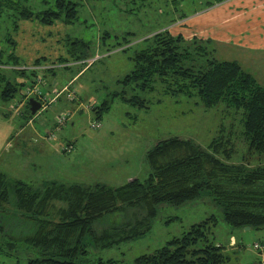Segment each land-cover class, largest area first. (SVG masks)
<instances>
[{
  "label": "trees",
  "instance_id": "16d2710c",
  "mask_svg": "<svg viewBox=\"0 0 264 264\" xmlns=\"http://www.w3.org/2000/svg\"><path fill=\"white\" fill-rule=\"evenodd\" d=\"M228 1L207 0L205 7L192 15ZM79 7L80 0H0V18L6 17L12 25V30L7 29L1 37L7 46L0 49L3 102H11L19 94L24 102L28 100L25 97L29 89L36 87L39 91L35 80L54 69L47 68L41 73L40 67L68 68L71 63L88 60L89 43L68 36L66 56L52 62L41 57L32 65L25 64L16 52L18 43L13 36L24 31L23 23L32 27L34 23L46 27L76 24L80 19ZM190 16L179 19L185 21ZM175 23L177 20L170 26ZM212 42L196 37L187 40L182 35H173L168 28L158 31L145 38L141 48L132 55L133 70L122 82L133 85L135 93L142 90L152 94L160 88L166 96L184 97L205 110L224 106L222 111L227 118L218 126V133L210 143L203 147L179 136L158 141L145 154L148 177L135 178L118 187L60 182L36 187L22 180H11L0 171V235L15 240L7 242L10 248L21 243L33 249L36 256L30 257L28 264H87L89 245L103 249L138 238L150 230L158 205L180 206L205 194L221 207L224 221L230 227L264 228V86L239 62L216 58ZM130 44L125 41L108 52L128 50ZM29 81L31 85L24 91ZM121 93L125 102L150 109L148 100L136 94L128 98L125 90L93 108L98 120L112 108L113 98ZM47 96L41 92L34 99L42 102L43 107ZM51 100H47V106ZM66 115L70 118L73 112ZM239 143L249 146L248 158L238 156ZM68 147L73 150L72 144ZM254 154L260 158L251 160ZM55 202L66 207L55 210ZM8 204L13 208L9 210ZM132 207L143 209L144 214L138 219L99 228L105 219L122 216ZM217 223V218L211 216L192 225L182 236L151 254L139 256L132 264H228L223 246L211 238ZM257 245L259 250L261 247ZM98 263L126 264L101 259Z\"/></svg>",
  "mask_w": 264,
  "mask_h": 264
},
{
  "label": "rangeland",
  "instance_id": "374dc122",
  "mask_svg": "<svg viewBox=\"0 0 264 264\" xmlns=\"http://www.w3.org/2000/svg\"><path fill=\"white\" fill-rule=\"evenodd\" d=\"M206 1L80 0V19L76 24L46 27L34 23L35 27H32L23 23L24 31L13 36L18 43L16 52L25 64L32 65L36 58L41 57L52 62L66 56L68 46L65 40L68 36L85 40L90 48L88 60L71 63L68 68L47 66L54 68L53 71L41 70L45 77L34 79L39 91L48 95L49 101L73 77H81L75 79L70 88L76 93V102H71L69 93L63 92L47 108L42 107L36 115H31L30 99L23 102L20 94L11 102L0 99V171L11 180H22L36 187L50 182L103 183L118 187L126 184L128 175L138 174L141 180L148 177V170L141 168V160L149 147L158 141L179 136L206 147L217 135L218 126L227 118L222 111L224 106L205 110L200 105L187 102L184 97L166 96L160 88L152 94L142 90L135 93L133 85L122 83L133 70L130 58L141 48L142 41L166 28L173 35H182L187 40L195 37L212 40L211 48L215 49L216 58L237 61L249 72L253 66L249 52L235 41L234 36L243 28H249L253 20L249 18L251 8L246 4L247 0H230L225 6L218 5L192 15L202 10ZM236 3L246 6L242 9L247 10L240 14L242 19L235 20L233 7ZM184 15L192 16L185 21L180 20ZM174 20L177 23L170 26ZM225 21L226 26L223 25ZM0 24V49H5L7 46L1 37L7 29L12 30V25L6 17L0 18ZM218 35L220 39H217ZM228 35L232 40L223 39ZM245 36L249 37V34L242 35L243 42ZM125 41L131 42V48L108 52V49L125 44ZM255 63L258 64L257 61ZM15 79L21 82L20 77ZM30 85L31 81L23 90H28ZM2 87L0 84V91ZM125 90L128 98L136 94L148 100L150 109L125 102L121 93L113 98L112 108L98 120L93 108ZM68 112L75 114L58 125L60 116ZM97 122L101 126L94 128L93 124ZM69 144L73 145V150L65 151ZM238 146V156L248 158L249 146L240 143ZM253 157L260 158L256 155L251 160H255ZM144 167L147 168L146 162ZM54 205L55 210L66 207L61 202ZM6 207L9 210L13 208L9 204ZM141 214H144L143 209L128 208L122 216L105 219L99 228L138 219ZM211 216L218 220L211 238L223 246L222 252L229 258L228 264H264V228L246 230L230 227L224 221L221 207L208 194L180 206L158 205L147 233L108 248L89 245L85 259L87 264H99V259L132 264L139 256L155 252L182 236L192 225ZM13 224L16 226L17 222ZM232 236H235L236 246L229 245ZM89 241L86 240L88 244ZM7 242L15 240L0 235V264H28V259L36 256L33 249L21 246V243L10 248ZM256 244L260 245L259 250L254 248Z\"/></svg>",
  "mask_w": 264,
  "mask_h": 264
},
{
  "label": "crops",
  "instance_id": "0c3cea01",
  "mask_svg": "<svg viewBox=\"0 0 264 264\" xmlns=\"http://www.w3.org/2000/svg\"><path fill=\"white\" fill-rule=\"evenodd\" d=\"M239 1H241V0H239ZM225 3H228V2H225ZM225 3L221 4L220 7L225 6L226 5ZM246 4L249 6V8H251V10H249L248 13L250 12L249 18H251L253 20L251 21V24H249L250 25V27L248 26L249 28H247V27L243 28L242 32H239V33L236 32V35H234V36H235V41L236 42L239 41V43H240L239 45H241L242 48H244L245 50H247L249 52V61H252L253 66L250 69V71L248 72L247 70H245L243 68V66L241 64L240 65L242 66V68L246 72L252 74L256 78V80L262 86H264V0H247ZM234 6L235 7H233V10H234L235 20L238 18L242 19L240 14H241V11L244 10L242 8H245L246 6H242V3H238V5L236 3V4H234ZM238 9H240V12ZM246 10H244V12ZM243 17H244V15H243ZM226 22L227 21H225V23L223 24L224 26L227 25ZM247 34H249V37L245 36V42H243V40H241V37H242V35H247ZM220 38L221 37L218 35L217 39H220ZM223 39H225L227 41L232 40L230 35L225 36ZM255 61H257L258 64H256ZM81 72H83V70L80 71V73ZM78 78H81V77H73V79L69 82V84L67 86H64L62 91L66 87L70 86V88H71L72 82ZM77 93H78V91H77ZM75 112H73V115L75 114ZM150 148L151 147H149V149ZM145 154H146V152L143 154V159L141 160V168L143 171L148 170L147 168L145 169V167H144ZM147 175H148V173H147ZM135 178H139V175L138 174L128 175L126 183L130 182L131 180H133ZM234 243H236L235 236H232L231 239L229 240V245L233 246Z\"/></svg>",
  "mask_w": 264,
  "mask_h": 264
},
{
  "label": "built area",
  "instance_id": "2783aa9c",
  "mask_svg": "<svg viewBox=\"0 0 264 264\" xmlns=\"http://www.w3.org/2000/svg\"><path fill=\"white\" fill-rule=\"evenodd\" d=\"M40 69L41 70H45V69H47L46 68V66H43V67H40ZM63 92H68L69 94H68V98H69V100L70 101H76L77 100V98H76V93L75 92H72V91H70V86L69 87H66L63 91H60V92H58L57 93V95L55 96V98L54 99H52L51 100V102H53L54 100L56 101L57 100V98L59 97V95L61 94V93H63ZM40 96L41 95V92L40 91H38L37 89H36V87L35 88H33V89H29L27 92H26V99H31V98H34L35 96ZM42 103V102H41ZM44 104H45V106H43V108H46L47 107V100L44 102ZM68 118H67V115L66 114H63V115H61L60 116V119H59V123H58V125H61L62 123H64L66 120H67ZM101 126V124L100 123H95V124H93V127L94 128H99ZM72 150V148H70V147H67L66 149H65V151H71ZM258 245L256 244L255 246H254V248L255 249H258Z\"/></svg>",
  "mask_w": 264,
  "mask_h": 264
},
{
  "label": "water",
  "instance_id": "95a60500",
  "mask_svg": "<svg viewBox=\"0 0 264 264\" xmlns=\"http://www.w3.org/2000/svg\"><path fill=\"white\" fill-rule=\"evenodd\" d=\"M30 102V108H31V114L32 115H36L37 112L41 109L42 107V104L41 102H39L38 100L34 99V98H31L29 100ZM246 230H250V228H247Z\"/></svg>",
  "mask_w": 264,
  "mask_h": 264
}]
</instances>
